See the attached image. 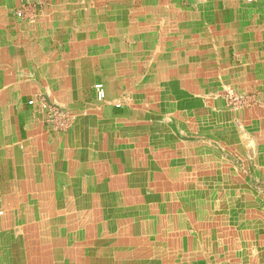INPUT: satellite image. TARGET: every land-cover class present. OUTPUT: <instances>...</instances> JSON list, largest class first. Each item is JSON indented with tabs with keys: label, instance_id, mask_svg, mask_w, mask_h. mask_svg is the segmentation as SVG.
I'll return each instance as SVG.
<instances>
[{
	"label": "crops",
	"instance_id": "0c3cea01",
	"mask_svg": "<svg viewBox=\"0 0 264 264\" xmlns=\"http://www.w3.org/2000/svg\"><path fill=\"white\" fill-rule=\"evenodd\" d=\"M243 162L264 179V0H0V264H264Z\"/></svg>",
	"mask_w": 264,
	"mask_h": 264
},
{
	"label": "rangeland",
	"instance_id": "374dc122",
	"mask_svg": "<svg viewBox=\"0 0 264 264\" xmlns=\"http://www.w3.org/2000/svg\"><path fill=\"white\" fill-rule=\"evenodd\" d=\"M34 9H35V7H33V6L31 8H29V10H30V12L28 13V16L30 17V18L28 17L29 19H34L31 17V14H35L33 12ZM17 12H16V14H17ZM20 18H23V17H20ZM253 98H254L253 94H246V93L238 91L234 88L228 89L226 92V95H225L226 106L228 109H230L232 111H238V110H241L243 108L253 106L255 104V102L253 101ZM244 131H245V127L243 126V132ZM248 141H252V140L248 139ZM243 154H252L254 156L253 147L250 149L243 148ZM236 167L241 172H243L242 173L243 175H246V174H248V176L254 175L257 178V179H255V177H253L249 182H243V189H245L244 186H247V188H250L251 190H254L255 192H259V193L264 194V179H260L256 176V174H255L256 166L255 165H244V162H243V165H238ZM263 174H264V172H263ZM239 184L240 183L237 184L236 182H232L233 187H240ZM246 198H247V202H249L250 198H248V197H246ZM242 199H243V197H242ZM215 200H218V199H213V201H215ZM234 200H236V199H234ZM237 200H239V198ZM249 217H250V215H247V218H249ZM263 252H264V250H263Z\"/></svg>",
	"mask_w": 264,
	"mask_h": 264
},
{
	"label": "built area",
	"instance_id": "2783aa9c",
	"mask_svg": "<svg viewBox=\"0 0 264 264\" xmlns=\"http://www.w3.org/2000/svg\"><path fill=\"white\" fill-rule=\"evenodd\" d=\"M31 7H32L31 5L24 6L22 9H20L17 12V16L18 17H29L28 13L30 12L29 8H31ZM34 16H35V14H31L32 18H34ZM96 90H97L98 98L100 100H102L105 97V92H104L103 86L97 85ZM36 103L37 102L34 100L29 102L30 105H35ZM37 104L40 106L41 109L48 111V113L50 115L49 117L51 120H54V121L58 120V121L62 122L63 128H67L69 126V116L60 107H58L57 105L48 103L45 99L39 100ZM2 214L3 213L0 212V215H2Z\"/></svg>",
	"mask_w": 264,
	"mask_h": 264
}]
</instances>
